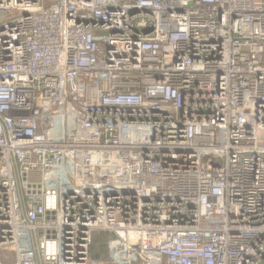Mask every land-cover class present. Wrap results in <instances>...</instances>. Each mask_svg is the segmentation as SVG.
<instances>
[{
	"label": "built area",
	"instance_id": "1",
	"mask_svg": "<svg viewBox=\"0 0 264 264\" xmlns=\"http://www.w3.org/2000/svg\"><path fill=\"white\" fill-rule=\"evenodd\" d=\"M0 19V264H264V0Z\"/></svg>",
	"mask_w": 264,
	"mask_h": 264
},
{
	"label": "rangeland",
	"instance_id": "2",
	"mask_svg": "<svg viewBox=\"0 0 264 264\" xmlns=\"http://www.w3.org/2000/svg\"><path fill=\"white\" fill-rule=\"evenodd\" d=\"M2 19H0V23H1ZM92 243L90 245V248H89V252H90V256L92 258H96L97 255L99 254L100 252V249H102L103 247V241L104 239L106 238V234L102 231H93L92 233ZM105 259V258H103Z\"/></svg>",
	"mask_w": 264,
	"mask_h": 264
}]
</instances>
